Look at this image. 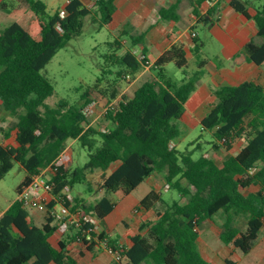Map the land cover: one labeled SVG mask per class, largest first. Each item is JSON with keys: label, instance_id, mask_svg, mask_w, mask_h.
<instances>
[{"label": "trees", "instance_id": "obj_1", "mask_svg": "<svg viewBox=\"0 0 264 264\" xmlns=\"http://www.w3.org/2000/svg\"><path fill=\"white\" fill-rule=\"evenodd\" d=\"M25 1L34 13L28 25L14 21L0 29V100L18 118L17 146L0 144V181L15 163H20L26 174L17 187L19 194L35 174L50 167L55 198L49 207L62 201L72 210H84L103 220L115 207L108 194L121 191L128 195L150 175L161 171L180 198L167 202L151 190L141 200L140 207L146 210H156L159 202L164 205L157 208L154 219L141 224L145 234L132 236L129 247L122 245L124 259L114 260L115 264H211L199 248L198 228L217 215L223 220L220 233L223 243L233 245L244 254L250 253L264 227L263 85L244 81L216 88L218 101L201 120L202 129L212 133L210 143L214 149L230 150L237 138H244L246 143L237 154L228 156L219 165L205 152L194 155L201 149V143L193 149L181 150L172 143L181 135L178 121L205 72L208 59L204 43L193 38L190 51L197 69L190 74L183 43L175 42L151 62L145 45L147 32L143 31L131 36L128 49L110 55L112 65L117 68L115 78H109L114 79L113 84L99 92L108 97L109 104H115L104 113L111 125L97 128L83 112L86 105L98 100L91 88L81 94L84 101L79 106L61 100L56 107H50L45 101L55 93V87L44 70L61 48L81 35L85 17L90 16L100 27L108 25L113 19L116 0H94L92 5L69 0L63 9L65 16L60 14L62 9L50 12L43 0ZM203 1L192 0L197 24L208 23L218 10L216 4L207 14H201ZM229 3L237 12L254 20L262 41L249 40L241 53L249 62L261 65L264 62V3L256 7L253 16L248 11V0H229ZM6 5L3 1L0 6L6 8ZM178 6L179 1L161 7V19L178 20ZM138 46L145 55L143 59L135 52ZM168 63L183 70L185 77L173 80L167 73ZM146 67L155 72L154 77L143 81L131 97L119 96L118 80ZM112 72L110 69L109 73ZM102 80L93 87L97 88ZM69 140H78L87 150L88 160L83 165L73 167ZM64 152L66 160L55 165ZM94 171L102 172L97 183L87 178ZM80 183H86L89 192L104 190L106 194L88 200L76 193L71 203L61 199L66 185L74 188ZM254 185L259 187L257 191L244 193V189ZM240 219L245 220V228L240 226ZM56 229L50 210L46 212V222L36 225L17 197L0 217V264H79L69 255L67 246L77 241L82 228H72L62 235L58 246L50 240ZM106 234L103 232L100 236ZM83 241L89 249L96 248ZM110 244L118 243L110 237Z\"/></svg>", "mask_w": 264, "mask_h": 264}, {"label": "crops", "instance_id": "obj_2", "mask_svg": "<svg viewBox=\"0 0 264 264\" xmlns=\"http://www.w3.org/2000/svg\"><path fill=\"white\" fill-rule=\"evenodd\" d=\"M3 1L5 2V0H0V5ZM82 1L87 5H92L94 3V0ZM177 1H179L177 12L180 18L178 20L161 19L159 9L161 7H168ZM248 1V11L253 16L256 13V7L262 4L256 5V3H253L251 0ZM68 2L69 0L59 9L63 10ZM216 4H218L217 12L211 16L208 23L204 22L203 24L209 27L223 45L222 54L227 61L226 63L218 64L210 60L207 61L204 69L205 72L198 79L196 87L186 103L185 112L179 119L183 122L185 129L194 125L192 119L196 117V114H198L197 119L201 122L205 117L204 110H206V106L214 102L217 103L218 98L214 92L216 88L222 85H237L244 81H254L264 87V62L261 65L249 62L246 56L241 53L243 46L249 40H255L257 42L262 41L261 37L258 36V28L254 20L237 12L230 5L229 0H205L200 5V13L207 14ZM17 6L11 5L9 9V6L6 5L5 11L2 12L14 11ZM115 6L113 19L106 26L122 31L130 38L132 35H136L131 33L132 31H138L139 33L146 31L145 45L148 49L147 56L151 62H155L172 44L181 42L184 44L187 52L189 67L191 64H194V70L197 69L196 60L190 51V48L193 46V38H199L195 29V26L198 25V19L192 12V0H116ZM0 8L2 7L0 6ZM33 16V11L28 12V20H19L18 22L23 26H27ZM135 50L140 51L141 48L138 46ZM146 70H149V67L144 69V71ZM181 71L183 72V70ZM205 73H208L210 76L208 81H204L203 75H205ZM184 77L185 75L182 78ZM119 89L120 96L123 90L120 86ZM17 120V116L7 111L0 100V144L17 146L15 128ZM180 136L173 141L176 147ZM245 143L246 141L244 138H237L230 150L225 148H212L210 151H206L205 155L213 158L217 164L221 165L228 156L237 154ZM221 151L224 152V157L218 158V154ZM160 172L161 171H157L150 175L128 195H124L121 191L108 194L110 199L115 203V207L113 211L102 220V229L103 232L108 233L111 238L116 239L118 244L124 247L131 246L132 236L138 233H146V230L140 229L141 224L155 218L157 211L154 208L150 210L141 208L140 202L151 190H155L160 194L159 188L170 187L167 181L165 186L162 182H159V175H163L166 180L164 172ZM144 185L146 186L144 187ZM140 187H144L143 194H137L134 197L133 195ZM258 189L259 187L254 185L243 191L245 194H248ZM77 193L84 195V192L81 190L77 191ZM94 193L95 196H93L91 200H95L106 194L104 190H98ZM160 196L162 197L161 194ZM181 202H184V199H182ZM10 205L11 203L0 210V217ZM156 208H158L157 205ZM28 211L32 223L43 225L46 222V212L37 209ZM153 213H155L154 216H152ZM222 223L223 220L215 216L213 220L209 219L203 222L198 228L199 248L202 255L211 264H264V227L255 242L254 248L250 253L244 254L238 248L233 245H226L220 239ZM61 237L62 235L56 230L50 240L53 245L58 246ZM232 247L236 248V250H233ZM67 250L69 255L75 258L79 264H115L113 256L103 247L89 249L81 242L72 241L68 244ZM50 264L57 263L52 262Z\"/></svg>", "mask_w": 264, "mask_h": 264}, {"label": "rangeland", "instance_id": "obj_3", "mask_svg": "<svg viewBox=\"0 0 264 264\" xmlns=\"http://www.w3.org/2000/svg\"><path fill=\"white\" fill-rule=\"evenodd\" d=\"M44 1L47 3L48 9L51 12L62 8L68 0ZM251 1L256 3V5L264 3V0ZM5 2L9 6V9L11 8V5H19L16 10L11 12H2L5 11V8H0L1 28H4L14 21L28 20V12L32 11H30L31 9L25 0H5ZM195 29L199 35L200 41L205 43L204 51L208 60L217 64L226 63L227 60L222 54L223 45L209 27L203 23H199ZM131 33L137 34L139 32L132 31ZM131 44V38L122 31L112 29L106 25L100 27L98 23L91 20L90 16L85 17L81 35L72 38L66 46L61 48L44 70L55 87V93L48 97L45 103L50 107H56L61 100H66L70 105L79 106L84 101L81 99V94L91 88V91H93V97L98 100L95 101L96 103L93 106L94 110L89 116V121L100 129L110 126L111 123L104 117V112L109 106V100L107 96H102L99 90L112 85L114 79H108L115 78L114 72L117 68L115 65H112L110 55L114 53L121 54L125 49H128ZM110 69L113 71L112 73H109ZM166 69L168 75L173 80L180 81L184 76L181 69H178L174 63H168ZM193 71L194 64H191L188 73L191 74ZM154 73L155 72L151 69L146 71L142 69L139 73L131 75V78L129 79L126 77L119 79V86L123 90L121 95L132 96L135 89L143 81L154 77ZM209 77L208 73H205V75H203L204 81H208ZM100 78H103V80L98 84V87H93ZM215 104L216 102L206 106L204 115H206L208 110ZM195 116L196 117L192 119L194 125L186 129L184 128L183 122L180 120L178 121V126L180 127L182 134L177 143V148L181 150H184L187 147L193 149L196 144L201 143V149H197L194 154L195 156H198L202 152L210 151L213 148L210 143L213 140V136L210 131L202 129L201 122L197 119L198 114ZM195 140H198L195 142V145H190V143ZM70 145L73 149V167L83 165L88 160L87 150L81 146L78 140H69L68 146ZM221 157H224L223 151L218 154V158ZM25 174L26 171L20 163H15L14 167L0 181V210L7 207L17 198V187L24 179ZM46 174L49 175V170L46 171ZM101 176V171L89 172L87 174L88 180H91L93 183H97L101 179ZM159 176V182H162L165 186L166 180L163 175ZM145 186L146 185H144V187ZM144 187H140L133 196L135 197L137 194H143ZM79 190L84 192V196L88 200H91L93 196H95L94 191L89 192L87 190L86 183L77 184L73 188V193L76 194ZM159 191L163 199L166 201L172 202L173 199L179 198L178 192L171 187L159 188ZM156 205L158 208H163L164 204L159 202ZM31 210L32 209H30V211ZM154 214L155 213H153L152 216H154ZM217 218L222 219L221 215H217ZM239 224L242 228H245L244 219H240ZM232 248L233 250H236V248Z\"/></svg>", "mask_w": 264, "mask_h": 264}, {"label": "built area", "instance_id": "obj_4", "mask_svg": "<svg viewBox=\"0 0 264 264\" xmlns=\"http://www.w3.org/2000/svg\"><path fill=\"white\" fill-rule=\"evenodd\" d=\"M60 14L61 16H65V10H62ZM135 52L138 54L140 59L145 58V55L139 50H135ZM125 77L129 79L131 78V75L128 74ZM95 103V101L91 102L83 109V112L86 114L88 120L90 114H92L94 110L93 106ZM114 104L115 102L109 104V106H113ZM90 124L92 123L90 122ZM172 145H174V143H172ZM66 158L67 154L64 152L57 159L55 165L62 164ZM47 170H49V175L46 174ZM50 172V167L41 169L39 173L34 175L32 182L21 190L18 194V200L22 202V205L28 210L37 209L43 212L50 210V214L57 227L56 230L61 235L70 232L72 228H82V233L77 238L78 242L84 244L83 240H86L88 245L94 244L96 248L103 247L113 256L115 261H123V246L121 244H116L115 246L111 245L108 233V235L106 234L103 237L100 236L103 233L101 223L102 220L97 215L80 209L72 210L70 205H67L62 201L56 203L51 208L49 207V204L55 198L52 193L55 187V182L50 180ZM62 194L63 196L61 199H63V201L70 203L74 202L75 194L73 193V188L70 185H66L63 188Z\"/></svg>", "mask_w": 264, "mask_h": 264}]
</instances>
